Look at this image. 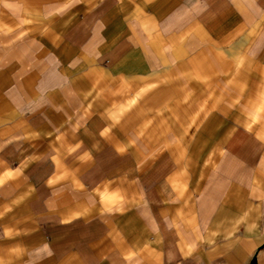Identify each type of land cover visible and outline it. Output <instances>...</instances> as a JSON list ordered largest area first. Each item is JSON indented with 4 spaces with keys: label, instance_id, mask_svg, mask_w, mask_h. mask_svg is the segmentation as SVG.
<instances>
[{
    "label": "crops",
    "instance_id": "0c3cea01",
    "mask_svg": "<svg viewBox=\"0 0 264 264\" xmlns=\"http://www.w3.org/2000/svg\"><path fill=\"white\" fill-rule=\"evenodd\" d=\"M0 264H264V0H0Z\"/></svg>",
    "mask_w": 264,
    "mask_h": 264
}]
</instances>
